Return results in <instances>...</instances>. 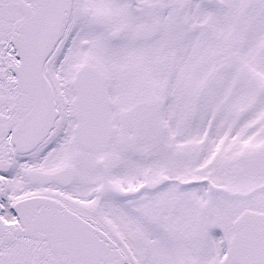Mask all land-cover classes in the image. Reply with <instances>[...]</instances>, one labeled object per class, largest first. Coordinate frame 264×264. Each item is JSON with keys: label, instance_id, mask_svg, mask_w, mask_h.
<instances>
[{"label": "snow or ice", "instance_id": "snow-or-ice-1", "mask_svg": "<svg viewBox=\"0 0 264 264\" xmlns=\"http://www.w3.org/2000/svg\"><path fill=\"white\" fill-rule=\"evenodd\" d=\"M0 264H264V0H0Z\"/></svg>", "mask_w": 264, "mask_h": 264}]
</instances>
